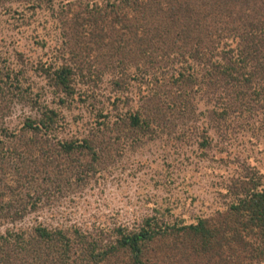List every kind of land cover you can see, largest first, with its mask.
Returning a JSON list of instances; mask_svg holds the SVG:
<instances>
[{
  "label": "trees",
  "instance_id": "1",
  "mask_svg": "<svg viewBox=\"0 0 264 264\" xmlns=\"http://www.w3.org/2000/svg\"><path fill=\"white\" fill-rule=\"evenodd\" d=\"M26 1L52 11L64 30L62 54L75 59L74 66L66 61L40 69L55 96L89 102L88 93L76 94L77 83L108 72L116 89H137L138 103L116 115L101 108L105 121L83 137H65L62 110L34 94L25 71L14 69L0 49V228H6L0 264L263 262L264 187L258 183L225 211L190 224L157 215L135 227L17 224L95 172L99 145L114 126L157 136L172 116L196 123V115L208 114L227 123L264 113V0ZM19 104L33 115L11 128L6 120ZM200 104L205 111L198 112ZM197 135L199 147L209 149V130Z\"/></svg>",
  "mask_w": 264,
  "mask_h": 264
},
{
  "label": "rangeland",
  "instance_id": "2",
  "mask_svg": "<svg viewBox=\"0 0 264 264\" xmlns=\"http://www.w3.org/2000/svg\"><path fill=\"white\" fill-rule=\"evenodd\" d=\"M63 36L52 11L32 7L26 0L0 1V49L14 69L25 71V84L34 94H42L43 100L46 96L52 107L62 110L67 121L63 136L80 138L105 121L99 109L116 115L136 106L137 89L118 90L108 72L100 79L94 72L76 85V94L91 95L89 102L78 95L55 96L40 69L66 61L75 65V59L62 54ZM85 74L90 75L87 70ZM119 96L121 101L116 100ZM205 108L200 104L198 112ZM27 115H33L29 105H15L6 123L15 128ZM253 115L232 117L227 123L208 114L196 115V123L172 116L157 136L114 126L99 145L95 172L64 194H55L17 227L30 228L37 222L50 228L135 227L153 215L190 224L225 211L246 188L257 183L264 187V113ZM203 128L213 139L207 150L198 145L197 134Z\"/></svg>",
  "mask_w": 264,
  "mask_h": 264
}]
</instances>
